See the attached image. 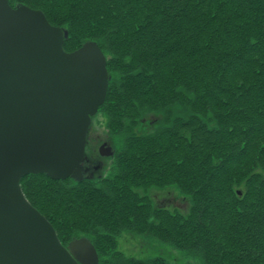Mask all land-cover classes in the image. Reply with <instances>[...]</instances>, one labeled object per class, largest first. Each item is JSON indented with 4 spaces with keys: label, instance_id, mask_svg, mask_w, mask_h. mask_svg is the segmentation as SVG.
Listing matches in <instances>:
<instances>
[{
    "label": "trees",
    "instance_id": "trees-1",
    "mask_svg": "<svg viewBox=\"0 0 264 264\" xmlns=\"http://www.w3.org/2000/svg\"><path fill=\"white\" fill-rule=\"evenodd\" d=\"M8 1L66 27V52L92 42L106 59L109 82L98 112L123 140L111 175L74 184L31 174L20 183L61 243L62 225L66 241H91L99 264H167L125 258L115 245L122 233L202 264H264V0ZM176 108L185 116H174ZM154 114L167 127L134 135ZM203 116L211 126L202 125ZM235 168L251 171L249 185L261 181L248 209L232 206L229 184L242 179ZM169 185L193 199L196 217L152 208L135 190ZM211 194L217 202L209 203Z\"/></svg>",
    "mask_w": 264,
    "mask_h": 264
},
{
    "label": "water",
    "instance_id": "water-1",
    "mask_svg": "<svg viewBox=\"0 0 264 264\" xmlns=\"http://www.w3.org/2000/svg\"><path fill=\"white\" fill-rule=\"evenodd\" d=\"M64 36L42 11L0 0V264H99L85 238L64 247L20 185L31 174L83 179L87 132L109 76L97 44L66 52Z\"/></svg>",
    "mask_w": 264,
    "mask_h": 264
},
{
    "label": "rangeland",
    "instance_id": "rangeland-1",
    "mask_svg": "<svg viewBox=\"0 0 264 264\" xmlns=\"http://www.w3.org/2000/svg\"><path fill=\"white\" fill-rule=\"evenodd\" d=\"M19 5H16V7ZM65 34V42H68L71 39L70 33L66 27H61ZM89 42H84L80 45L81 48L83 45ZM109 59V58H108ZM112 82L121 83V78L118 79L116 75H113ZM176 113L182 114L185 116L186 112H182L180 108H176L174 110V116ZM149 118H153L149 124H143V126H138L134 129L133 134L136 136L140 135H147L155 133V130L158 129H165L167 126L164 125L162 122V118L160 115H151ZM175 118V117H173ZM200 121L206 124L207 126H211L212 121L208 120L206 117L199 118ZM108 119L104 116V113L98 112L92 119L90 123V127L87 132L86 136V143H85V160L82 163L81 167L84 169L83 172V179L82 181H89L92 183H98L103 179L108 178L111 175L114 161L118 151L121 149L122 142L121 138L115 137L112 135L108 128ZM183 134V136H181ZM187 132L180 130V136L186 137ZM117 138L118 140H115ZM107 147L111 150L110 156H101L100 155V148ZM216 159V156L215 158ZM215 162V161H214ZM216 163V162H215ZM236 175H240L242 177L240 183H235L233 181L230 182V188L232 187L231 194H232V201L234 204L233 207L239 208H250L253 206L257 201L255 196V191L260 193L262 189L261 181L252 180L250 185L247 183V175L251 171L243 170L242 168H235ZM251 174V173H250ZM249 177L251 178V175ZM261 179V178H260ZM74 184H78L82 182L81 180L78 182L77 180H71ZM149 186H147L148 188ZM146 188H139L135 190L139 196L145 195L148 197V201L152 205V208H165L170 210L171 213H181L182 217L186 219L189 217L194 211V203L193 199L190 196L183 195L179 192L178 187L176 185H169L163 187H150L146 189V191H141ZM253 189V190H251ZM211 196L209 203L211 201L217 202L215 198V194ZM238 197L241 199H238ZM239 204H236L235 202ZM238 209V208H237ZM232 211L227 212L226 214H230ZM196 217L195 215H191V217ZM260 223V222H259ZM211 228V227H210ZM61 227H57V231L60 234V239L62 238V245L68 246L72 241L79 240V239H87L86 237L80 238H71L72 235L69 237L71 238L70 241H66L64 234L61 231ZM208 229L207 231H209ZM205 231V233L207 232ZM215 230H213L214 232ZM218 232V231H217ZM64 236V237H63ZM90 241V240H89ZM61 242V241H60ZM91 242V241H90ZM115 245L117 247V251L121 253L127 259H136L139 261L149 262L153 259L163 258L165 259L167 264H202L196 256H188L185 255L183 252L176 250L175 248L162 244V242L154 241L152 239L144 238L138 236V234L132 233H122L118 235L116 238Z\"/></svg>",
    "mask_w": 264,
    "mask_h": 264
}]
</instances>
